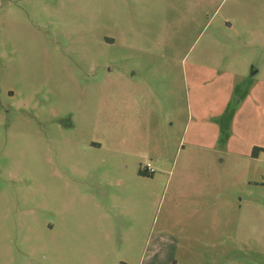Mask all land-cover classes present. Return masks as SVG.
<instances>
[{"label": "rangeland", "instance_id": "374dc122", "mask_svg": "<svg viewBox=\"0 0 264 264\" xmlns=\"http://www.w3.org/2000/svg\"><path fill=\"white\" fill-rule=\"evenodd\" d=\"M254 146L264 0H0V264H143L165 230L173 264H264Z\"/></svg>", "mask_w": 264, "mask_h": 264}, {"label": "crops", "instance_id": "0c3cea01", "mask_svg": "<svg viewBox=\"0 0 264 264\" xmlns=\"http://www.w3.org/2000/svg\"><path fill=\"white\" fill-rule=\"evenodd\" d=\"M131 81L133 80L127 77L124 80H122V82H124L126 87L124 89L121 88L119 91L122 92V95L120 97L124 99L123 100L124 104L130 101V96L132 93L130 89L132 88L131 84H133L131 83ZM126 116H127V113L125 114V117ZM127 136L128 134L125 131V138H127ZM207 149L210 150L211 152L216 151L214 147L212 148L207 147ZM209 155L210 153L206 155V157H204L203 163L201 165L199 163V167L201 168H200V172H198V179L202 180V179L207 178L209 181L212 182L211 186H213L215 183V180L219 182V179H220L219 170H216V169H219L217 166V163L219 164V161L218 159L215 158L214 153L210 156ZM252 157H254L253 154H252ZM205 162H206V165H204ZM148 163H151L154 166L153 162H148ZM156 171L157 169L155 167V172ZM183 174L184 173H182V175ZM201 188H204V187H199L197 190V193L194 195V200L190 201L192 204L196 206H198L199 202L202 203L205 199H207V201L210 202L209 199L212 198V196H214L215 191H216L213 187H207L206 189H201ZM217 201H219L218 197H217ZM201 206L202 207L197 208V209L205 210L204 208L206 207L207 208L206 211H209L211 213H213L214 210H218V208L214 207L213 202L209 204H203ZM242 209L243 207L239 206L240 213ZM206 215H207V218L205 219V221H201V222L187 221L186 223H183L184 226H187V227L197 226L196 227L197 231H199L198 235L196 236L197 241H202V242L211 241L214 239L211 237L215 234L216 231L219 230V220L217 218H215L214 220H210L212 217V214H209V216L208 214ZM165 232L166 233L164 234H158V235L156 234L155 236H151L153 239V242L155 243V246H154L153 251L149 252L148 255L145 256L146 258L144 259L143 264H173V260L174 258H176V254L178 253V249H179L177 242H179L180 238L183 237V234L180 233V235H178L176 234L177 232L169 233L166 230ZM174 264H178V262L175 260Z\"/></svg>", "mask_w": 264, "mask_h": 264}, {"label": "trees", "instance_id": "16d2710c", "mask_svg": "<svg viewBox=\"0 0 264 264\" xmlns=\"http://www.w3.org/2000/svg\"><path fill=\"white\" fill-rule=\"evenodd\" d=\"M264 151V147L261 146H255L252 150V154L254 157H257L259 155L260 152ZM139 174L143 175V176H152V174L147 173L145 170L141 169L139 170Z\"/></svg>", "mask_w": 264, "mask_h": 264}, {"label": "built area", "instance_id": "2783aa9c", "mask_svg": "<svg viewBox=\"0 0 264 264\" xmlns=\"http://www.w3.org/2000/svg\"><path fill=\"white\" fill-rule=\"evenodd\" d=\"M144 170L149 174H153L155 172V167L151 163H147Z\"/></svg>", "mask_w": 264, "mask_h": 264}]
</instances>
